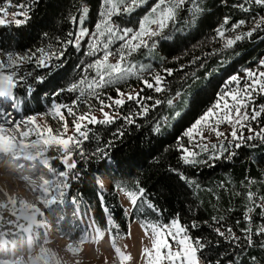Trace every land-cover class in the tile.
I'll return each instance as SVG.
<instances>
[{"label":"trees","instance_id":"trees-1","mask_svg":"<svg viewBox=\"0 0 264 264\" xmlns=\"http://www.w3.org/2000/svg\"><path fill=\"white\" fill-rule=\"evenodd\" d=\"M154 2L147 0L131 14L115 17L116 23L133 27L125 23L127 19H134L138 23V19L146 14V8ZM240 2L196 0V3L185 5L174 23L165 29L163 35L167 39L156 38L158 43L154 49H141L132 57L137 65L150 64L161 74L163 68L175 70L172 76L166 77L170 89L167 93L156 94L146 90L144 95L166 100L179 91L181 96L173 106L164 103L147 117L138 119V127L123 126L121 120L107 126H90L93 131L89 141L84 144L89 159L76 158L80 175L79 179H69L67 195L75 205L93 213L92 217L100 229L124 236L134 221L169 223L179 215L182 223L190 224L195 220L201 225L198 229L190 230L193 238L202 236L213 242L219 241L218 247L213 245L205 253L213 261L220 259L222 264H230V258L235 257L232 264H264V247L260 246L264 237H253L255 243L252 247L237 248L217 237L208 226L215 227L212 217L222 215L237 235L240 234L236 221L241 220L240 227L244 226L242 217L246 200L243 193L247 190V179L256 181L250 185L252 191L264 195V141H250L239 149L233 148L236 155L231 159L208 160L206 153L201 154L199 159L205 162L191 166L184 165L176 151L177 138L213 105L217 93L223 90L222 86L229 77L234 74L243 77L244 69H255L259 60L264 59V30L226 50L222 49L223 42L215 39V30L226 16L230 17V23L241 19L248 21L239 32L252 27V17L264 16V7L259 5H248L251 9L249 12L233 7ZM12 3L29 5L30 8L26 10L30 19L21 26L0 25V52L19 54L35 52L40 47L57 49L59 41L68 39L69 32L78 30V23H72L71 17H79L81 10L87 7L84 26L89 29L102 7V0H12ZM0 6H7L4 0H0ZM197 6L200 11H195ZM84 51L85 44L81 45L79 51L68 46L61 60L53 59L54 67L50 69L25 66L33 72V76L28 78L33 91L31 95H26L24 87L16 89L25 116L43 114L54 102L71 103L75 93L65 91L59 96L52 94L79 79L80 72L76 66L91 59L84 55ZM214 52L216 54H210ZM194 59L195 63H192ZM35 76H43V82H37L33 78ZM129 85L137 91L142 87L132 79L128 85H121L122 90H130ZM104 92L116 96L114 88L104 89ZM255 102L257 105L264 104V96H258ZM131 107L128 104L121 112L126 114ZM80 110L86 109L81 106ZM157 121L161 123L159 133L153 131ZM122 126L125 134L117 138L113 134ZM252 126L256 129L264 127V116L253 122ZM245 135L248 133L245 132ZM109 141H112V145L106 148ZM187 142V137H184L182 143L187 145ZM97 148L105 149L107 157L99 154L92 157ZM53 166L64 170L61 162H54ZM177 172L183 173L194 184L181 180ZM101 177L109 179L107 186L98 184ZM137 182L145 189V194L138 200L135 209L129 212L117 186L136 191ZM149 203L159 211L149 208ZM258 211L253 214L254 228L262 222Z\"/></svg>","mask_w":264,"mask_h":264},{"label":"snow or ice","instance_id":"snow-or-ice-1","mask_svg":"<svg viewBox=\"0 0 264 264\" xmlns=\"http://www.w3.org/2000/svg\"><path fill=\"white\" fill-rule=\"evenodd\" d=\"M7 6H0V25L15 24L21 26L30 19L28 11L30 6L24 3L13 4L12 0H4ZM147 0H102V11L98 13L100 19L94 25V30L84 26L88 9L81 10L79 17H71V22L79 25L78 30L68 33V39L59 41V47L55 50L40 47L25 54L13 52H0V160L7 156L15 159H26L39 163L52 171L53 179H44L38 185V202L44 208L52 210L54 205H59L70 187L69 179H79L77 169V157L80 160L89 159L84 144L89 141L95 125H111L117 120L123 121V126H139L138 119L147 117L151 111L166 103L173 106L181 96L177 91L175 95L166 100L144 95L146 90L156 94L167 93L166 77L172 76L174 69L163 68L156 71L152 65H137L132 57L141 49H154L158 43L156 38L167 39L164 36L165 29L174 23L178 12L196 0H155V3L139 21L138 28L121 27L115 21V17L131 14L135 9L143 6ZM254 4L264 7V0H241L233 5L244 12L251 11L248 5ZM12 9V11H10ZM199 7L195 11H200ZM10 17V19H9ZM252 27L245 32H239L248 21L241 19L230 23V17H224L222 23L215 30V39L222 41V49H230L237 42L251 38L254 33L264 30V16L252 17ZM232 33V35H229ZM85 44L84 55L90 57L88 62L78 64L80 72L78 80L72 82L66 88L58 89L53 96H59L63 92L75 93L71 103H56L51 106L47 113L52 121L56 123L54 128L43 119V114L29 115L24 119L16 121L11 118L12 112L21 111V104L17 96L18 87L25 88V94L31 95L33 89L28 84V78L33 76L32 70H27L26 65H32L35 69H50L54 67L53 59L61 60L68 46L76 50ZM210 54H216L210 53ZM116 57L115 62L111 58ZM195 59H200L196 57ZM195 59L192 63H195ZM183 66H181V69ZM146 74V75H145ZM42 83L43 76L33 77ZM132 79L137 80L142 87L137 91L134 88L127 92L123 91L121 85H128ZM114 88L116 96L113 97L104 92V89ZM223 90L217 93V99L202 115H200L181 137L177 138L176 151L180 154V160L184 165H195L205 161L199 159L201 154L206 153L208 160L231 159L236 155L233 148L239 149L247 142L264 141V127L254 128L253 122H257L264 116V104H256L258 96H264V59H260L255 69H244V76L234 74L222 86ZM131 104L126 114L121 109ZM81 106L86 110L81 111ZM108 109V110H105ZM100 113V117L95 112ZM178 116L179 113H176ZM71 118V124L69 119ZM166 120V118H165ZM7 125V126H6ZM222 125L229 127L228 132L220 130ZM123 126L113 134L117 138L124 136ZM23 129V130H22ZM161 123L156 122L153 131L159 133ZM214 135L219 143H211L205 133ZM245 132L248 135H245ZM15 133V134H14ZM19 137V138H18ZM187 137V145L182 143ZM109 141L107 147H111ZM54 150L60 155L48 157L47 153ZM101 155L106 158L108 153L105 149L97 148L91 155ZM226 154V155H225ZM50 159H59L64 170L56 172L51 169ZM172 171L176 172L175 169ZM181 180L187 184H194L183 173L177 172ZM23 179H28L24 177ZM34 184V181H30ZM254 179L248 178L245 184L246 191L243 193L246 204L243 213V227L241 220L236 221L239 227V235L234 228L225 222L224 216H213V224L208 225L215 235L225 243L237 248L245 246L252 247L255 243L253 237H264V195H258L252 191L250 185L255 184ZM124 192L130 204L135 209L138 200L144 197L145 189L139 186L137 190L130 191L123 186H117ZM198 188L199 185H196ZM223 188L224 185H221ZM34 192L37 188L34 186ZM6 201H0V229L4 225H10L13 229L10 233L0 230V249L7 253L8 241L4 239L7 235L26 234V241L31 246L35 233L34 228H47L48 224L43 217L45 215L41 207L35 202H27L23 199L17 200L13 196L4 193ZM239 196L241 193H235ZM219 199V196H216ZM149 208L155 211V205L149 203ZM261 223L253 227V214L257 213ZM5 212L12 218H6ZM41 218V219H38ZM23 221V222H21ZM207 224V222H204ZM201 225L193 220L190 224L182 223L179 215L171 219L169 223L144 222L141 227L151 241L150 247H144L143 256L146 264H222V260L213 259L205 253L219 241H211L206 237L197 236L193 238L190 230L198 229ZM15 230H19L16 232ZM103 233L97 230L93 240L102 238ZM87 237L81 238L77 246L69 244L67 251L73 255L80 252ZM260 246L264 247V239ZM31 252V247L29 248ZM120 257V264H126L132 257L115 247ZM47 250L40 248L39 254L28 257L29 264H36L44 260ZM54 255V254H52ZM235 257L230 258V264ZM24 257L8 255L0 256V264H24Z\"/></svg>","mask_w":264,"mask_h":264},{"label":"rangeland","instance_id":"rangeland-1","mask_svg":"<svg viewBox=\"0 0 264 264\" xmlns=\"http://www.w3.org/2000/svg\"><path fill=\"white\" fill-rule=\"evenodd\" d=\"M151 7L152 6H148L146 8V13H148ZM100 11H102V7ZM143 16H141L140 19ZM99 19L100 17L98 15L97 19L90 26L89 30H94V25L99 21ZM140 19H138V23H136V20L128 18L125 23H128L129 25L133 26L132 28L135 29L138 28ZM87 26L89 27V25ZM120 26L129 27L126 25ZM115 59L116 57L111 58V62H115ZM19 101L21 104L20 98ZM51 106L45 109V112L43 113V119L49 124H52V126L55 128L57 126L56 123L52 121L50 116L47 115V113H49L51 110ZM94 114L100 117V113ZM37 116L39 118L41 114ZM25 117L27 116L22 113V109L19 112L13 111L11 115V118L16 121L24 119ZM68 119L69 123L71 124V118ZM0 123H2L1 119ZM220 130L228 132L230 129L227 125H222ZM205 134L208 136L209 142L219 143L214 135H211L207 132ZM59 155L60 153L54 150H50L47 153V156L50 158L58 157ZM11 160L14 161L12 158L7 156L0 160V201H6L4 193H7L9 196L17 198V200L23 199L30 203H37V206L41 207L42 211L45 213L43 220L47 222L48 227L33 229L35 235L32 238L31 246H29L26 241V234L7 235L4 237V239L8 241L7 253L0 252V256L8 255V258L15 256L21 257V259L24 257V264H29V255L31 254L32 256H35L39 254L40 248L43 247L47 250V253L44 257V260L36 262V264H120V257L115 251V247H119L122 252L132 257V259L126 262V264H146V258L143 256L142 250L144 247H150L151 241L148 236H145V233L141 227V222L134 221L130 226L128 234L124 236L113 234L108 230H102L95 223L92 217L93 213L90 212L89 209L81 208L79 205H75L69 199L67 195V189L65 190L66 194L59 205H54L52 210L46 209L44 208L43 204L38 202V185L44 179L38 178L39 175L34 174V177H32L31 180L34 181V184H31L36 185L35 187L37 190L35 192L32 190L34 186H23L24 183L28 182V180H26L27 182L24 181V183H22L21 180H23L24 177L31 175H24L23 173L25 171L30 173V171L27 168H24V165H26L25 163L20 164V167H22V173L18 172L14 168H10L7 166V163H10ZM54 162L56 163L61 161L59 159H50V164L52 165L53 170L59 172V169L54 168ZM12 171H14V173ZM17 179L20 180L19 184L17 183ZM50 179H53V176L50 177ZM98 184H102L101 178H98ZM120 196L124 205L130 212L133 209V206L130 204L127 196L122 191H120ZM5 217L12 218L7 212H5ZM38 219L41 218L38 217ZM0 230L5 233H10L13 231L10 225H4ZM97 230L102 232L103 236L102 238L93 240L92 237L97 235ZM15 231L19 232V230ZM85 237H87V239L82 245H80L82 249L80 252L73 255L67 251V246L70 243L75 247L79 244L80 239ZM30 247L31 252L29 250Z\"/></svg>","mask_w":264,"mask_h":264},{"label":"bare ground","instance_id":"bare-ground-1","mask_svg":"<svg viewBox=\"0 0 264 264\" xmlns=\"http://www.w3.org/2000/svg\"><path fill=\"white\" fill-rule=\"evenodd\" d=\"M1 121H2V123H4V119H1ZM7 126V125H6ZM10 158V157H9ZM8 161V160H7ZM14 166H11V167H13L15 170H17L18 172H20V173H22V171H21V169H22V167H20V164H22V163H25L26 165H24V168H27L29 171H30V173L28 172V171H25L23 174L24 175H26V174H31V175H28V179H23V180H21V182L22 183H24V181H26V180H28V182L27 183H24V185L23 186H25V187H28V186H36V185H33V184H31L30 183V181L32 180V177H34V174H37L36 173V171H34V170H32V168H31V164H32V162L31 161H28V160H26V159H23V158H21V159H15L14 161ZM7 166H9L10 167V164L9 163H7ZM19 166V167H18ZM10 167V168H11ZM10 170V169H9ZM13 173H14V171H12ZM11 172V173H12ZM38 178H41L40 176L38 177ZM36 179V178H35ZM42 179V178H41ZM19 181L20 180H18L17 179V183L19 184ZM2 252H4V250L3 249H1V253Z\"/></svg>","mask_w":264,"mask_h":264},{"label":"crops","instance_id":"crops-1","mask_svg":"<svg viewBox=\"0 0 264 264\" xmlns=\"http://www.w3.org/2000/svg\"><path fill=\"white\" fill-rule=\"evenodd\" d=\"M102 186H106L109 183V179L107 177H101Z\"/></svg>","mask_w":264,"mask_h":264}]
</instances>
